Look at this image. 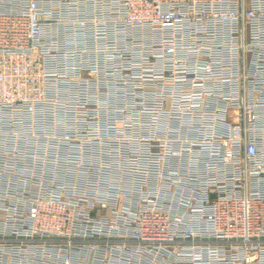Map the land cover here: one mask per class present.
<instances>
[{"label": "built area", "instance_id": "obj_1", "mask_svg": "<svg viewBox=\"0 0 264 264\" xmlns=\"http://www.w3.org/2000/svg\"><path fill=\"white\" fill-rule=\"evenodd\" d=\"M0 264H264V0H0Z\"/></svg>", "mask_w": 264, "mask_h": 264}, {"label": "rangeland", "instance_id": "obj_2", "mask_svg": "<svg viewBox=\"0 0 264 264\" xmlns=\"http://www.w3.org/2000/svg\"><path fill=\"white\" fill-rule=\"evenodd\" d=\"M133 70L129 67V69H128V76H129V78L130 77H132V75L130 74L131 72H132ZM145 74H147V73H145ZM148 74H151V73H148ZM95 77V76H94ZM147 78V77H146ZM149 79H152V77H148ZM100 79V76L99 75H97L96 76V78H94L91 82L92 83H95V81L96 80H99ZM90 85H97V86H95V89H96V91L97 92H99L100 90H105L106 89V87H104V86H102L101 87V85L100 84H90ZM147 87H149V88H151V87H153V84H152V81H148V82H146V84H145ZM90 87H92V86H90ZM94 87V86H93ZM105 93V92H104ZM106 95V94H105ZM97 103H92L91 102V104H88V105H84V107L85 108H88V107H95V106H98L99 104L98 103H101V100L98 98L97 99V101H96ZM94 104V105H93ZM124 106V105H123ZM122 106V107H123ZM97 114H95V115H91V116H88V117H92V118H97ZM123 119H124V117H122ZM114 123L116 124V125H121L122 123H123V121H121V120H118V121H115L114 120ZM130 124H136V122H129V125ZM88 126V125H87ZM130 127V126H129ZM32 128V127H31ZM30 131H24V130H22L21 129V132L22 133H25V134H32V131H31V129H29ZM123 136V135H122ZM117 136L116 138L117 139H122L123 137H130V136H127V135H125V136ZM117 141V140H116Z\"/></svg>", "mask_w": 264, "mask_h": 264}]
</instances>
